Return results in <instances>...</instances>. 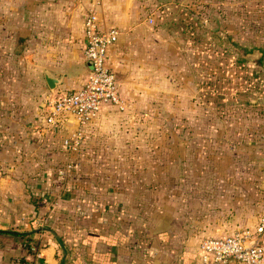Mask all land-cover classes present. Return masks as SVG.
Here are the masks:
<instances>
[{"label":"rangeland","instance_id":"374dc122","mask_svg":"<svg viewBox=\"0 0 264 264\" xmlns=\"http://www.w3.org/2000/svg\"><path fill=\"white\" fill-rule=\"evenodd\" d=\"M86 1L85 11L118 29L110 64L122 107L104 106L82 127L67 192L129 205L176 248L256 227L264 217V0ZM180 14L204 36L180 32Z\"/></svg>","mask_w":264,"mask_h":264},{"label":"crops","instance_id":"0c3cea01","mask_svg":"<svg viewBox=\"0 0 264 264\" xmlns=\"http://www.w3.org/2000/svg\"><path fill=\"white\" fill-rule=\"evenodd\" d=\"M86 4L0 0V230L38 242L30 253L19 237L0 234V264H193L197 242L176 248L129 205L67 192L71 152L60 141L82 128L71 115L53 132L34 124L51 91L45 75L58 78L53 90H72L90 68Z\"/></svg>","mask_w":264,"mask_h":264},{"label":"built area","instance_id":"2783aa9c","mask_svg":"<svg viewBox=\"0 0 264 264\" xmlns=\"http://www.w3.org/2000/svg\"><path fill=\"white\" fill-rule=\"evenodd\" d=\"M115 26H102L88 8L82 18V55L90 68L81 84L72 90H51L44 95L35 126L50 132L59 128L64 116L71 115L80 126L88 124L104 107H122L118 82L106 63V54L118 38ZM80 129L61 138L71 151L78 146ZM264 217L254 228L229 234L205 236L197 241L193 264H264Z\"/></svg>","mask_w":264,"mask_h":264},{"label":"trees","instance_id":"16d2710c","mask_svg":"<svg viewBox=\"0 0 264 264\" xmlns=\"http://www.w3.org/2000/svg\"><path fill=\"white\" fill-rule=\"evenodd\" d=\"M179 16H181L179 18L180 21L179 22H175V23H181L182 24V27L183 28L182 29L180 28V32H183V31H186V30L187 31H190V33L192 34L191 37H193L194 40H196V36L197 37L204 36L203 35L204 32H202V29L201 30L199 29V26L195 27L194 24H193L194 22L192 23L190 20L185 19L182 16V14H180ZM213 48L216 49L217 52H222V50L225 49V48L218 49L217 48V42L216 41H213ZM202 81L204 83H206V84H212V82H211L210 79H204ZM208 88L210 89V86H208ZM210 91L213 92V87H211ZM216 91H218V90H216ZM207 94L208 95H207V98L206 99L209 101V94H210L209 90H207ZM85 126H82V127L84 128ZM83 128L80 129V132H81V130H83ZM113 202L114 201H112L111 203H113ZM0 234L11 235V236L19 237L20 239H22V242H23L22 245L25 248V251L26 252H30L31 253L37 247V243L38 242L36 240L30 239L28 237V232H16V231L0 230Z\"/></svg>","mask_w":264,"mask_h":264},{"label":"water","instance_id":"95a60500","mask_svg":"<svg viewBox=\"0 0 264 264\" xmlns=\"http://www.w3.org/2000/svg\"><path fill=\"white\" fill-rule=\"evenodd\" d=\"M57 81H58L57 77H49V76L45 75V82H46V84L50 90H53Z\"/></svg>","mask_w":264,"mask_h":264}]
</instances>
